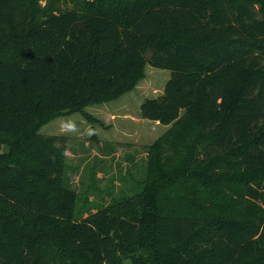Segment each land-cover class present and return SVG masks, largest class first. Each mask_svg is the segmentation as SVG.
Masks as SVG:
<instances>
[{
	"label": "trees",
	"instance_id": "16d2710c",
	"mask_svg": "<svg viewBox=\"0 0 264 264\" xmlns=\"http://www.w3.org/2000/svg\"><path fill=\"white\" fill-rule=\"evenodd\" d=\"M148 63L141 189L77 218L40 129ZM0 142V264H264V0H0Z\"/></svg>",
	"mask_w": 264,
	"mask_h": 264
},
{
	"label": "rangeland",
	"instance_id": "374dc122",
	"mask_svg": "<svg viewBox=\"0 0 264 264\" xmlns=\"http://www.w3.org/2000/svg\"><path fill=\"white\" fill-rule=\"evenodd\" d=\"M171 70L146 65L135 88L116 99L65 112L44 124L40 132L58 136L66 148L64 185L77 191V218L86 216L124 194L141 189L147 175L149 148L169 127L141 115L147 97L163 93ZM78 129L67 132L64 121Z\"/></svg>",
	"mask_w": 264,
	"mask_h": 264
},
{
	"label": "clouds",
	"instance_id": "9594fccd",
	"mask_svg": "<svg viewBox=\"0 0 264 264\" xmlns=\"http://www.w3.org/2000/svg\"><path fill=\"white\" fill-rule=\"evenodd\" d=\"M62 128H64L67 132H73L78 129V126L75 121L66 119L62 124Z\"/></svg>",
	"mask_w": 264,
	"mask_h": 264
},
{
	"label": "water",
	"instance_id": "95a60500",
	"mask_svg": "<svg viewBox=\"0 0 264 264\" xmlns=\"http://www.w3.org/2000/svg\"><path fill=\"white\" fill-rule=\"evenodd\" d=\"M155 53V49L154 48H148L145 52V57L146 59H151L153 57ZM4 151V144L2 142H0V153H2Z\"/></svg>",
	"mask_w": 264,
	"mask_h": 264
},
{
	"label": "crops",
	"instance_id": "0c3cea01",
	"mask_svg": "<svg viewBox=\"0 0 264 264\" xmlns=\"http://www.w3.org/2000/svg\"><path fill=\"white\" fill-rule=\"evenodd\" d=\"M147 119V118H146ZM158 121V120H157Z\"/></svg>",
	"mask_w": 264,
	"mask_h": 264
}]
</instances>
